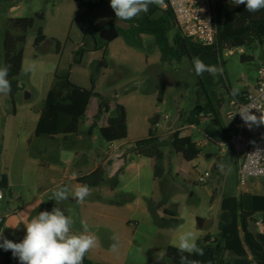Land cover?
<instances>
[{
  "label": "rangeland",
  "instance_id": "374dc122",
  "mask_svg": "<svg viewBox=\"0 0 264 264\" xmlns=\"http://www.w3.org/2000/svg\"><path fill=\"white\" fill-rule=\"evenodd\" d=\"M103 1L107 0H85L86 3ZM3 2L0 5V30L7 20H36L37 15L44 16V22L36 21L35 28L26 35L24 64L18 79L19 94L13 103L9 94H0V183L3 176L7 177L9 183L8 191L3 192L0 188L3 197L0 222L3 221L1 232L5 238L20 242L25 235V225L32 217L40 211L59 207L73 218V231L82 232L83 224H87L89 234L98 238L97 247L90 250L84 260L92 264H124L133 245L136 228L125 208L113 207L109 203H126L127 197H120L112 192L110 185L104 184L90 189L91 195L83 203H78L71 193L67 200L56 203L50 200L51 191L58 186L74 190L80 186L77 179L92 175L100 167L106 173L105 181L115 180L119 172V167L112 164L116 162L115 149L147 140L157 118L159 122L153 130H156L162 143L165 176L153 184L152 203L154 208L165 203V209L177 213L181 226L175 231L157 233L152 251L143 255L147 264L181 263L182 254L175 245L183 231H193L197 243L217 235L221 206L225 199L242 194L264 197V181L260 180L250 181L245 189L239 191L237 169L242 158L235 157L227 146L228 139L236 136L235 128L238 125L233 117L238 112L233 106L232 89L238 88L239 93H246L256 87L262 68L260 52L256 54V64H243L240 58L246 54L245 50L233 53L223 50L219 64L223 73L212 76L216 85L215 94L219 100H224V105L218 110L221 122L214 125L195 118L197 121L187 125L198 104L199 92L190 66L187 63L182 66L163 65L161 54L152 39H143L145 49L142 50L128 46L113 33L102 35L109 45L106 57L109 69L97 76L94 93L114 107L125 108L127 136L117 132L109 143L98 127L90 138L88 134L93 120L90 115L82 122L77 136L57 138L55 142L38 141L35 131L55 78L71 74L75 85L91 90L93 66L102 61L103 53L87 54L82 65H74L81 52L83 36L90 27L80 23L74 26L79 16L88 13L87 10H80L75 1L66 0L54 5L46 0H24L10 9L7 7L15 0ZM160 8L166 11L164 5ZM224 10L233 14L237 6L229 3ZM109 14L108 9L104 8L89 13L86 19L94 23L104 21L106 26ZM39 29L43 30L49 44L36 49ZM51 41L61 45L60 55L56 54V45ZM3 58L0 40V66ZM33 62L35 71L26 72ZM162 89L165 96L163 104H159ZM201 116L205 119L208 117L205 114ZM179 132L183 138L174 141V135ZM206 139L222 145L224 154L202 148L201 144ZM191 145H195L202 154L195 161L187 162L182 152ZM73 154L79 157L75 168L70 167ZM127 159L128 162H135L132 154H127L121 162ZM41 162L57 167L59 172L42 169ZM108 163L111 166L108 167ZM201 178H207V183L202 184ZM199 221L204 222L203 229L198 228ZM244 222L243 233H247L257 227L259 220L246 215ZM257 229L259 233H264L262 229ZM113 236L119 241L117 252L110 250ZM157 253L162 255V260H156ZM6 255L13 257L10 250L0 248V264H8ZM183 255L193 260L194 254ZM227 256L221 251L217 263H227ZM9 264H20V261L13 257Z\"/></svg>",
  "mask_w": 264,
  "mask_h": 264
},
{
  "label": "trees",
  "instance_id": "16d2710c",
  "mask_svg": "<svg viewBox=\"0 0 264 264\" xmlns=\"http://www.w3.org/2000/svg\"><path fill=\"white\" fill-rule=\"evenodd\" d=\"M3 1L0 0V5L4 3ZM46 1L55 5L66 0ZM73 1L79 5L80 10L88 12L84 16H79L75 20L74 26L77 23L90 26L83 36L81 52L74 65H82L87 54L103 53V59L93 66L91 90L75 85L72 82L71 74L55 78L35 131V139L38 141L52 142L61 137L77 136L82 122L90 115L93 118L88 134L90 138L98 127L118 128L119 132L125 137L127 136L128 118L125 108L114 107L111 102L98 98L94 93L97 76L102 71L109 69L106 60L109 45L101 37L108 33L122 38L128 46L142 50L145 49L143 39H152L161 54L163 65L182 66L187 63L190 66L197 80L199 92L198 104L187 125H192V122L197 121L196 119H199L203 114L212 116L220 124L218 110L224 105V100H219L215 94L216 85L212 79L213 75L208 72L197 75L194 70L193 57H199L206 65L219 67L223 50H229L232 53L245 50L246 54L240 58L243 64H256V54L260 52V63L264 67V9L248 12L244 5H239L235 13L229 14L225 12L224 6L231 3V0H214L218 42L216 47L209 49L184 36L167 0H164L163 4L166 11L156 5H151L147 13H141L138 17L127 21L115 17V13L110 7V0L100 3H86L85 0ZM23 2L24 0H15L7 8L17 7ZM104 8L108 9L110 13L108 25L104 26V21H95L94 23L86 19L89 13ZM35 19L7 20L5 27L0 30V40L4 52L1 66H10L7 78L11 84V92L8 94L12 103L20 92L18 79L24 64L23 47L26 35L35 28L36 21L44 22V16L37 15ZM1 20L2 18H0ZM48 42L43 30L39 29L35 48L39 49L49 44ZM51 42L56 45V54L60 55L61 45L55 41ZM242 94L244 93H239L235 97L240 98ZM164 96L165 92L162 89L159 104H163ZM196 125L199 124L196 123ZM156 126L157 123L154 122L153 129ZM153 129L147 140L135 145H126L117 150L115 153L116 162L112 163L119 167L115 180L105 181L106 173L102 167L90 176L77 179L79 185L87 184L90 189L99 188L104 184L110 185L112 192L122 198L127 197L126 203H109L113 207L125 208L136 228L133 245L129 249L124 264H147L143 255L152 251L157 233L175 231L181 226L177 219V213L165 209V203L155 208L152 203L153 184L163 180L165 176L162 168V143L156 130ZM182 138L183 135L179 132L174 135L173 140L179 141ZM229 141L230 139H228ZM127 154H132L135 162H128V159L121 162ZM201 154L202 152L195 145L189 146L186 151L182 152L187 162L195 161ZM107 166H111V163H108ZM40 167L59 172L57 167L45 162H41ZM0 188L3 192L9 190L6 176L2 177ZM246 215L258 219L259 222H256V225L260 223L264 227V197L242 194L225 199L221 206L218 234L198 243L204 254L202 256L194 254L193 261H196L197 264H219L217 263L218 254L223 251L229 256H227V263L222 264H264V233L258 232V226L243 233ZM1 224L3 221L0 222V232ZM228 259L233 260L228 261ZM5 260L8 264L12 263L13 257L6 255ZM83 264L92 263L84 260Z\"/></svg>",
  "mask_w": 264,
  "mask_h": 264
},
{
  "label": "clouds",
  "instance_id": "9594fccd",
  "mask_svg": "<svg viewBox=\"0 0 264 264\" xmlns=\"http://www.w3.org/2000/svg\"><path fill=\"white\" fill-rule=\"evenodd\" d=\"M235 6L244 5L248 12H257L264 9V0H231ZM164 0H110V7L115 17L120 20H132L141 13H147L151 5L163 6ZM194 70L197 75L208 72L212 75L222 74L223 69L214 65H206L199 57H193ZM10 66H0V94L11 92V84L8 80ZM35 63L29 65L26 72L35 71ZM239 94L238 88L232 89V95ZM251 109L243 108L239 114L246 125L264 124V112L258 117ZM78 202L83 203L91 195L87 184L80 185L74 190L67 186H58L51 191L50 200L59 203L67 200L69 195ZM74 220L66 215L59 207H53L51 211H40L25 225V235L20 242H13L0 232V248L11 251L13 257L18 258L20 264H83L86 254L97 247L98 238L89 234L87 224H83L82 232L73 231ZM110 246L112 252H117L119 241L113 236ZM182 254L181 264H197L183 255H203L204 251L198 246L197 237L193 231H183L177 237L175 245ZM162 255L157 253L156 260H162Z\"/></svg>",
  "mask_w": 264,
  "mask_h": 264
},
{
  "label": "built area",
  "instance_id": "2783aa9c",
  "mask_svg": "<svg viewBox=\"0 0 264 264\" xmlns=\"http://www.w3.org/2000/svg\"><path fill=\"white\" fill-rule=\"evenodd\" d=\"M179 28L184 36L194 40L204 48L212 49L217 46L218 29L216 22V7L214 0H167ZM234 100L237 114L233 116L237 122V134L230 139L227 146L237 158H242L238 163L237 181L239 191L245 189L252 180L264 181V124L249 127L242 120L239 112L243 108L257 115L264 112V67L259 70V80L253 90L248 91ZM201 147L217 154H224L223 146L206 139ZM78 160L77 155H71V163ZM202 184L207 183V178H201ZM3 197L0 195V202ZM259 229L264 227L259 223Z\"/></svg>",
  "mask_w": 264,
  "mask_h": 264
},
{
  "label": "crops",
  "instance_id": "0c3cea01",
  "mask_svg": "<svg viewBox=\"0 0 264 264\" xmlns=\"http://www.w3.org/2000/svg\"><path fill=\"white\" fill-rule=\"evenodd\" d=\"M40 118H41V116H40ZM40 118H39V120H40ZM198 120H200V122H205V123H211V124H214V125H219L218 121L216 119H213L212 116H208L206 119H205L204 116H200V118ZM100 128H101V131L103 133V136L107 139V142H109V143L111 142V140H113L115 134L120 131L118 128H109V127H100ZM229 129H230V127H228V130ZM235 129L237 131V128H235ZM55 141H52V142H55ZM118 149L119 148H116L115 150H118ZM78 162H79V157H78L77 162L74 165H72V163L70 164V167L71 168H75ZM178 264H181V263H178Z\"/></svg>",
  "mask_w": 264,
  "mask_h": 264
},
{
  "label": "water",
  "instance_id": "95a60500",
  "mask_svg": "<svg viewBox=\"0 0 264 264\" xmlns=\"http://www.w3.org/2000/svg\"><path fill=\"white\" fill-rule=\"evenodd\" d=\"M155 122L158 124V122H159V118H157ZM207 159H212V157H208ZM216 169H219V168H216ZM203 226H204V222L199 221V222H198V228H199V229H203Z\"/></svg>",
  "mask_w": 264,
  "mask_h": 264
}]
</instances>
